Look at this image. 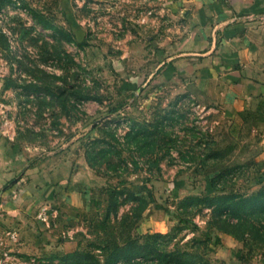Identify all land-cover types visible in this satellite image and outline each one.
Masks as SVG:
<instances>
[{
    "label": "rangeland",
    "instance_id": "1",
    "mask_svg": "<svg viewBox=\"0 0 264 264\" xmlns=\"http://www.w3.org/2000/svg\"><path fill=\"white\" fill-rule=\"evenodd\" d=\"M182 8L0 0V264H264V148L172 71Z\"/></svg>",
    "mask_w": 264,
    "mask_h": 264
},
{
    "label": "crops",
    "instance_id": "2",
    "mask_svg": "<svg viewBox=\"0 0 264 264\" xmlns=\"http://www.w3.org/2000/svg\"><path fill=\"white\" fill-rule=\"evenodd\" d=\"M177 2L187 13L186 43L197 47L183 54L196 53L197 61L183 65L178 54L172 71L190 76L181 77L188 89L218 106L232 136L248 131L264 148V0Z\"/></svg>",
    "mask_w": 264,
    "mask_h": 264
},
{
    "label": "trees",
    "instance_id": "3",
    "mask_svg": "<svg viewBox=\"0 0 264 264\" xmlns=\"http://www.w3.org/2000/svg\"><path fill=\"white\" fill-rule=\"evenodd\" d=\"M251 220H253V219H251Z\"/></svg>",
    "mask_w": 264,
    "mask_h": 264
}]
</instances>
